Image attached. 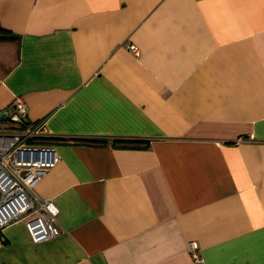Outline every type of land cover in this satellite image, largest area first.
<instances>
[{"label": "crops", "instance_id": "obj_1", "mask_svg": "<svg viewBox=\"0 0 264 264\" xmlns=\"http://www.w3.org/2000/svg\"><path fill=\"white\" fill-rule=\"evenodd\" d=\"M0 27L61 229L5 227L1 263L264 264V0H0Z\"/></svg>", "mask_w": 264, "mask_h": 264}, {"label": "built area", "instance_id": "obj_2", "mask_svg": "<svg viewBox=\"0 0 264 264\" xmlns=\"http://www.w3.org/2000/svg\"><path fill=\"white\" fill-rule=\"evenodd\" d=\"M134 54L135 45H127ZM27 105L21 96L11 101V113L2 118L7 127L0 130V246L4 243L5 227L23 221L33 244L43 243L61 234L57 225L59 209L49 199L35 194L34 187L57 163L54 149L37 144L40 126L27 123ZM194 243L190 251L202 263ZM0 264H3L0 262Z\"/></svg>", "mask_w": 264, "mask_h": 264}, {"label": "trees", "instance_id": "obj_3", "mask_svg": "<svg viewBox=\"0 0 264 264\" xmlns=\"http://www.w3.org/2000/svg\"><path fill=\"white\" fill-rule=\"evenodd\" d=\"M11 38H12V35H10V32L0 27V39L7 40Z\"/></svg>", "mask_w": 264, "mask_h": 264}, {"label": "rangeland", "instance_id": "obj_4", "mask_svg": "<svg viewBox=\"0 0 264 264\" xmlns=\"http://www.w3.org/2000/svg\"><path fill=\"white\" fill-rule=\"evenodd\" d=\"M7 122L0 121V130H3L4 127H7Z\"/></svg>", "mask_w": 264, "mask_h": 264}, {"label": "water", "instance_id": "obj_5", "mask_svg": "<svg viewBox=\"0 0 264 264\" xmlns=\"http://www.w3.org/2000/svg\"><path fill=\"white\" fill-rule=\"evenodd\" d=\"M7 113H0V119L5 117Z\"/></svg>", "mask_w": 264, "mask_h": 264}]
</instances>
